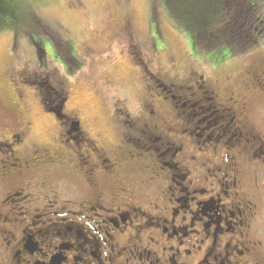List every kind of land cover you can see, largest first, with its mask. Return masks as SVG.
Masks as SVG:
<instances>
[{"label":"flooded vegetation","instance_id":"obj_1","mask_svg":"<svg viewBox=\"0 0 264 264\" xmlns=\"http://www.w3.org/2000/svg\"><path fill=\"white\" fill-rule=\"evenodd\" d=\"M263 1H253L263 26L248 54L264 50ZM134 61L145 101L136 113L114 108L113 152L80 109H65L60 84L21 78L17 98L36 86L55 124L51 143L70 156L47 144L26 155L23 116L0 133V264H264V234L252 235L264 233V138L253 125L264 110V56L244 72V86L227 91L197 73L159 78ZM46 81L57 101L41 90ZM158 97L175 124L156 111ZM56 161L69 172L64 189L45 167Z\"/></svg>","mask_w":264,"mask_h":264},{"label":"rangeland","instance_id":"obj_2","mask_svg":"<svg viewBox=\"0 0 264 264\" xmlns=\"http://www.w3.org/2000/svg\"><path fill=\"white\" fill-rule=\"evenodd\" d=\"M32 8L39 23L30 28L35 39L44 46L45 51L40 49L42 54L36 55L33 41L23 31H0V133L19 123L23 116L20 124L31 123V132L24 144L26 155L35 146L47 144L52 147V155L70 156L63 148L51 143L55 124L50 114L43 112L36 86L24 85L25 98L22 101L17 98L22 77H26L28 85L35 77L42 76H48L52 84H60L65 93V109H80L89 124L94 125L97 131L94 134L107 140V146L113 152L121 136L114 108L123 107L136 113L145 101V79L134 60L159 78L188 81L189 74L197 73L212 87L227 91L234 86L239 89L244 86V72L264 56V50L259 56L248 54L250 48L220 60L223 51H234L235 48L223 45L217 50H207L198 46L192 33L171 16L163 0H33ZM261 11L264 13V1ZM130 44L138 53L135 58L130 54ZM69 49L75 51V61L67 58ZM225 78L229 80L225 81ZM48 86L47 81L44 82L41 90L46 93ZM48 99L57 101L50 91ZM157 100L160 101L155 102L156 111L168 124H175L176 119L172 120L171 112L164 108L169 107V103H164L161 97ZM12 105L24 114H19L16 108L9 111L7 107ZM161 106H164V112L160 111ZM198 106L194 108L196 112ZM24 108L27 109L22 110ZM204 116L199 114L197 119ZM192 120L193 117L190 122ZM262 120L264 110L253 120L254 127L264 138ZM73 136L79 143V137ZM60 166L56 161L45 167L56 175V184H67L63 185L64 189L70 185L66 180L69 172ZM72 189L66 188L65 192L76 198L77 189ZM262 221L264 226V218ZM262 234L252 233L256 237Z\"/></svg>","mask_w":264,"mask_h":264},{"label":"trees","instance_id":"obj_3","mask_svg":"<svg viewBox=\"0 0 264 264\" xmlns=\"http://www.w3.org/2000/svg\"><path fill=\"white\" fill-rule=\"evenodd\" d=\"M31 1L0 0V31H23L33 41L38 56L42 54L40 49H45L30 28L39 23ZM253 1L256 0H163L171 16L192 33L198 46L207 50H217L223 45L235 48L234 51H223L220 60L242 53L261 41L263 24ZM68 54L67 58L74 60L75 51L69 49Z\"/></svg>","mask_w":264,"mask_h":264}]
</instances>
